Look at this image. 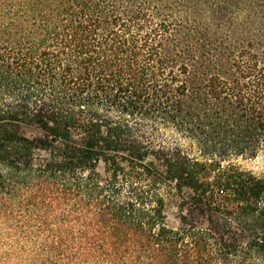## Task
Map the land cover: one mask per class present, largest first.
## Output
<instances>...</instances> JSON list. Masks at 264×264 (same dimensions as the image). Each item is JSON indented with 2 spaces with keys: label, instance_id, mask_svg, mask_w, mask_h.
I'll list each match as a JSON object with an SVG mask.
<instances>
[{
  "label": "trees",
  "instance_id": "trees-1",
  "mask_svg": "<svg viewBox=\"0 0 264 264\" xmlns=\"http://www.w3.org/2000/svg\"><path fill=\"white\" fill-rule=\"evenodd\" d=\"M260 153L264 0H0V264H264Z\"/></svg>",
  "mask_w": 264,
  "mask_h": 264
},
{
  "label": "rangeland",
  "instance_id": "rangeland-1",
  "mask_svg": "<svg viewBox=\"0 0 264 264\" xmlns=\"http://www.w3.org/2000/svg\"><path fill=\"white\" fill-rule=\"evenodd\" d=\"M22 130L26 136L31 139L41 138L44 136V132L34 124H25L22 126ZM160 140V141H159ZM167 144H172V140L170 138L165 139ZM163 144L161 139L156 138L153 140V146L158 148L159 145ZM165 144V145H167ZM231 163L239 167L241 170L245 172H250L254 174L256 177L264 179V153H260L255 157H238L232 159ZM182 200L176 198L173 202H168L166 207V216H167V224L169 227L173 229L180 228L182 224V216H187L190 222H195L196 226L203 229H211L212 224L207 217H202L199 213L189 214L190 207L186 206L185 209L181 207ZM217 221V220H215ZM218 233H223V227H218ZM239 236V240L241 243L247 242V237L241 235L239 231L235 230Z\"/></svg>",
  "mask_w": 264,
  "mask_h": 264
}]
</instances>
